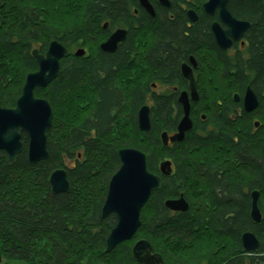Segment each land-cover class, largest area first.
<instances>
[{
    "label": "trees",
    "instance_id": "1",
    "mask_svg": "<svg viewBox=\"0 0 264 264\" xmlns=\"http://www.w3.org/2000/svg\"><path fill=\"white\" fill-rule=\"evenodd\" d=\"M171 1L169 10L143 16L134 30L132 9L138 0H0V107L12 109L25 77L37 70L34 48L43 54L53 40L67 48L55 80L33 91L53 114L47 160L28 162L25 135L14 163L0 152L3 260L138 264L130 251L143 240L165 264H264V255L258 263L245 262L240 237L249 231L264 245V0H228L231 15L249 23L246 45L235 49L234 57L212 40L209 26L216 19L201 12L197 25L186 28L180 8L200 9L206 0ZM118 28L127 30L123 43L114 53L102 52L99 44ZM77 49L85 55L73 57ZM200 51L206 91L197 106L205 107L208 130L198 135L193 127L182 143L163 148L160 134L175 132L180 116L177 93L147 96L151 128L142 133L136 123L137 109L146 104L141 82L173 74L180 59ZM246 86L259 96L250 114L232 95H242ZM124 148L145 153L148 171L160 182L143 207L135 237L105 254L116 220H102L101 207L121 166L117 153ZM166 159L173 163L169 178L158 168ZM59 168L66 172L69 192L55 195L48 179ZM253 191L259 192L258 224L249 215ZM180 194L187 212L163 207Z\"/></svg>",
    "mask_w": 264,
    "mask_h": 264
},
{
    "label": "water",
    "instance_id": "2",
    "mask_svg": "<svg viewBox=\"0 0 264 264\" xmlns=\"http://www.w3.org/2000/svg\"><path fill=\"white\" fill-rule=\"evenodd\" d=\"M158 2L160 6L169 7L167 0H158ZM139 3L144 11L150 16H154V11L147 0H139ZM227 4L228 0H206L202 5L207 16L213 17L216 14L218 20L211 23L210 30L217 47L221 51L229 50L233 43H239V41L244 44L242 39L249 29L248 22L240 19L238 21L231 15ZM187 18L192 24L198 21L192 11L188 12ZM105 29L106 26L103 27V30ZM126 35L125 30H116L105 42L99 45L100 50L106 54L114 53ZM47 48L43 55L39 54L37 49L32 51L31 57L37 64V70L25 77L21 95L15 102L16 105L12 109L0 107V152L6 153L11 164L15 162V157L23 152L22 135L28 139L26 157L30 164L46 161L48 157L46 133L51 128L53 114L47 100L35 97L33 91L36 89L44 90L55 80L60 71V62L67 55V48L56 40L50 42ZM84 55L83 49H77L73 57H83ZM182 75L185 78L188 76L183 69ZM198 99L199 96L196 92H189V95L188 93L178 95L177 103L183 108L184 116L177 125V133L171 136L166 133L160 135L159 139L164 148L169 143L183 142L185 136L189 134L192 128V122L188 118L190 102L197 103ZM233 100L236 103L239 102V95L234 94ZM241 105H243L244 112L248 114L259 106L257 95L251 87L245 88ZM149 111L150 109L144 106L139 109L137 114L138 128L142 132L150 130ZM258 125L259 123L255 121L252 127H258ZM117 155H119L121 166L108 183L105 201L101 208L102 220L109 216H114L116 220V225L111 229L106 239L105 254L114 251L118 245L131 241L135 237L141 225L140 215L143 207L148 203L151 194L158 189L160 182V176L149 173L146 157L137 149L124 148L119 150ZM171 166L170 160L162 161L159 165L160 175L169 178L172 173ZM48 180L53 194L69 192V183L63 169L52 172ZM251 193L249 215L252 223L258 224L262 219L258 207L259 192L253 191ZM163 206L169 212L180 214L189 210L182 194L179 198L164 202ZM241 244L247 252L259 248L256 237L249 231L241 235ZM151 251L148 242L138 240L132 247L131 253L138 264H165L158 254ZM1 262L2 258L0 257V264ZM4 264L25 263L8 261Z\"/></svg>",
    "mask_w": 264,
    "mask_h": 264
},
{
    "label": "flooded vegetation",
    "instance_id": "3",
    "mask_svg": "<svg viewBox=\"0 0 264 264\" xmlns=\"http://www.w3.org/2000/svg\"><path fill=\"white\" fill-rule=\"evenodd\" d=\"M147 1H148L149 5H151L152 10L154 11V16H150L146 11H144V9L140 6L139 0H138V7L132 9V17L134 18V22H135L132 25L134 30H137L138 27H140V25L142 24L143 16H147L149 18H152V17H155L156 14H158V13H159L158 15H161V12L158 11L159 8L169 10L172 6L171 0H167L169 3L168 8L160 6L158 0H147ZM177 4H179V3H177ZM174 9H175V7H174ZM200 9H197L196 7H195V9L186 8V7L180 8V10L185 12L186 20H188L187 14L189 11H192L193 13H195L197 20L199 18L198 13L202 12L204 15H206L204 13V10L202 9V6L200 7ZM175 11L177 12V10H175ZM166 17L169 19L170 18L172 19L173 14L171 12L167 11ZM207 17L210 19H213V18L216 19V14L213 17H209V16H207ZM217 20L218 19L211 21L210 25L212 22H217ZM198 21L195 24H192L188 20V23L186 24V28L190 29L192 27H195V25H197ZM222 28H223V26H222ZM209 30H210V26H209ZM125 31L127 32L126 29H125ZM210 32H211V30H210ZM211 35H212V33H211ZM212 40L214 41L213 36H212ZM242 40L245 44H241V42L239 41V43H233V45L231 46V48L229 50L223 51V52H225L226 56L234 57L235 53H236L235 49H240V47L244 48L246 45V40H244V39H242ZM121 43H123V42H121ZM121 43L118 44L117 49L119 48V45ZM214 43H215V41H214ZM201 55H204V53H202L201 51L198 52V54H196V56L191 55V54H186L185 59H180L176 63V69L174 70V73L170 74V75H175V76L158 75V77H153V78H151L149 76H147L149 78L145 77V81H143V83L141 82V88L143 89L142 97L146 96V98H145L146 99V105H148L149 108L151 107V103L149 100L150 98L147 96H154V95H165V94H176V93H188V95H189V92H196L197 96H199V98H200L201 91H206L205 85L203 84L204 83L203 82L204 76H205V74H204L205 73V63H204V58ZM143 68H146V67L144 66ZM182 69L184 71H186V74L188 75L186 78L184 75H182ZM145 73H146V71H144V73H142V74L140 72V77H142L143 74H145ZM198 102H199V99H198L197 103H192L190 105L191 109L189 111V119L192 122L191 131L193 130V127L194 128L197 127L196 129H198V130L196 133L198 135H202L203 129L208 130L206 125H205L207 118H206V114L204 112L205 107L204 106H197ZM181 117L182 116L180 115L177 118V122L175 124L176 126L178 125L179 121L181 120ZM176 129L177 128L174 129L175 132H172V134L176 133V131H177ZM169 135H171V134H169ZM171 144L172 143H169L167 147H172ZM166 160H170V159H166ZM170 162H171V160H170ZM171 167L173 169V163H172ZM258 247L259 248L256 252L246 253L241 246L242 251H243L242 256L244 257V259H246L245 262H249L250 260H252L254 263H258L260 261V259H263L262 257L264 255V245H260L259 241H258ZM260 264H262V263L260 262Z\"/></svg>",
    "mask_w": 264,
    "mask_h": 264
},
{
    "label": "bare ground",
    "instance_id": "4",
    "mask_svg": "<svg viewBox=\"0 0 264 264\" xmlns=\"http://www.w3.org/2000/svg\"><path fill=\"white\" fill-rule=\"evenodd\" d=\"M255 1H257V0H255ZM236 20H237V19H236ZM238 21H239V20H238ZM107 25H108V24H105V25H104V26H106V29H105L104 31L107 30V27H108ZM104 26H103V27H104ZM102 29H103V28H102ZM118 29H121V28H118ZM118 29H114L113 31H111V32L108 34V37H109L113 32H115V31L118 30ZM108 37L106 38V40L108 39ZM106 40H105V41H106ZM105 41H103V42H105ZM103 42H101V43H103ZM101 43H100V44H101ZM100 44H99V45H100ZM215 46H216L217 49H219V48L217 47L216 43H215ZM34 49H36V48H34ZM34 49H33V50H34ZM33 50H32V51H33ZM37 50H38V49H37ZM46 51H47V50H46ZM46 51H45V52H46ZM38 52H39V50H38ZM45 52H44V53H45ZM44 53H43V54H44ZM39 54H40V53H39ZM43 54H41V55H43ZM47 87H48V86H47ZM246 87H251V86H246ZM251 89H252V88H251ZM244 90H245V89H244ZM243 92H244V91H243ZM243 92H242V95H239L238 93H234V94L239 95V97H240V101L237 102V103H241L242 96H243ZM179 94H180V93H177V96H176L177 99H178V95H179ZM234 94H232V95L234 96ZM256 95H257V94H256ZM257 99H258V102H259V96H258V95H257ZM233 101H234V100H233ZM234 103H236V102H234ZM191 104H192V102H190V105H191ZM49 105H50V104H49ZM144 106H147V107H148V105H146V104H144V105L141 106V107H144ZM141 107H140V108H141ZM140 108H139V109H140ZM179 108H180V111H181V112H180V115L183 117V116H184L183 108H181V107H179ZM189 108H190V107H189ZM139 109H137L138 111H137V113H136V123H137V129H138V131H139V132H142V131H140L139 128H138V121H137V114H138V112H139ZM148 109H150V108L148 107ZM190 109H191V108H190ZM242 109H243V105H242ZM150 111H151V109H150ZM150 111H149V120H150ZM182 117H181V118H182ZM188 118H189V115H188ZM179 122H180V121H179ZM150 124H151V120H150ZM175 126H176V125H175ZM175 126H174V127H175ZM150 128H151V127H150ZM175 128H177V126H176ZM254 128L257 129V128H259V127H254ZM148 132H149V131H148ZM142 133H145V132H142ZM162 133H166V134H168V135H169V134H171V135H174V134H175V133L172 134V133H168V132H162ZM162 133H161V134H162ZM176 133H177V131H176ZM161 134H160V135H161ZM171 135H169V136H171ZM185 137H186V136H185ZM159 138H160V136H159ZM21 143H22V142H21ZM178 143H182V142H178ZM178 143L171 144V146L173 147L174 145H176V144H178ZM22 147H23V146H22ZM163 148H164V147H163ZM121 150H122V149H121ZM137 150H138V149H137ZM138 151H139L140 153H142V154L145 155V153L141 152L140 150H138ZM4 153H5V152H4ZM5 154H6V153H5ZM6 156H7V155H6ZM26 156H27V154H26ZM7 159H8V158H7ZM160 163H161V162L158 163V168H159ZM59 169H61V168H59ZM149 173H150V172H149ZM65 174H66V172H65ZM50 175H51V174H50ZM49 177H50V176H49ZM66 179H67V178H66ZM67 180H68V179H67ZM110 180H111V179H110ZM107 186H108V185H107ZM50 190H51V189H50ZM170 199H172V198H170ZM170 199H168V200H170ZM168 200H166V201H168ZM166 201H164V202H166ZM163 205H164V203H163ZM163 207H164V206H163ZM101 208H102V207H101ZM241 235H242V234H241ZM241 235H240V237H241ZM108 236H109V235H108ZM105 243H106V242H105ZM241 246H242V244H241ZM131 250H132V249H131ZM244 251H245V250H244ZM256 251H257V250H250L249 252H256ZM245 252H246V253H249V252H247V251H245ZM130 253H131V251H130ZM0 257H1V255H0ZM8 261H12V260H8ZM8 261L3 260V258H2V262H1V264H4V263H6V262H8ZM12 262H16V261H12ZM19 262H22V261H19Z\"/></svg>",
    "mask_w": 264,
    "mask_h": 264
}]
</instances>
